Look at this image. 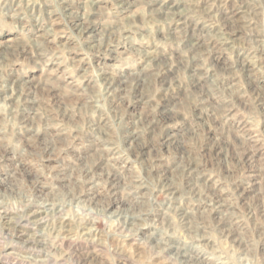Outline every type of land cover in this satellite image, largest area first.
<instances>
[{"label": "rangeland", "instance_id": "1", "mask_svg": "<svg viewBox=\"0 0 264 264\" xmlns=\"http://www.w3.org/2000/svg\"><path fill=\"white\" fill-rule=\"evenodd\" d=\"M0 46V264H264V0H0Z\"/></svg>", "mask_w": 264, "mask_h": 264}, {"label": "bare ground", "instance_id": "2", "mask_svg": "<svg viewBox=\"0 0 264 264\" xmlns=\"http://www.w3.org/2000/svg\"><path fill=\"white\" fill-rule=\"evenodd\" d=\"M1 47V46H0ZM21 49V48H20ZM4 52V51H3ZM15 52V51H14ZM5 54V53H4ZM17 54V53H16ZM13 56V55H12ZM253 150H251L252 152ZM256 153V152H255ZM102 159V158H101ZM255 159V158H254ZM244 160V159H243ZM103 161V160H102ZM190 168V167H189ZM94 169V168H93ZM88 170V169H87ZM112 177V176H111ZM86 178V177H85ZM216 203V202H215ZM217 204V203H216ZM223 205V204H222ZM50 206V205H49ZM187 216V215H186ZM32 219V218H31ZM192 219V218H191ZM186 248V247H185ZM179 253L182 254V256L185 254L181 249H179ZM185 256V255H184Z\"/></svg>", "mask_w": 264, "mask_h": 264}]
</instances>
